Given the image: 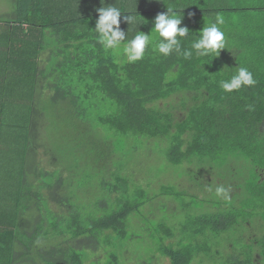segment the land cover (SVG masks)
I'll use <instances>...</instances> for the list:
<instances>
[{"label": "trees", "instance_id": "1", "mask_svg": "<svg viewBox=\"0 0 264 264\" xmlns=\"http://www.w3.org/2000/svg\"><path fill=\"white\" fill-rule=\"evenodd\" d=\"M12 1L0 15V264L264 261V0H102L137 17L120 25L126 41L150 34L167 7L183 15L189 35L180 38L181 53L163 56L148 47L135 63L97 42L101 0ZM217 16L225 49L217 57L185 58L182 52ZM239 67L255 84L226 93L220 81ZM62 104L84 124L73 140L89 146L85 179L101 174L100 184L72 179L51 158L53 170L42 166V121ZM110 133L130 142L162 139L165 160L212 175L211 188L229 176L239 183L217 185L227 200L198 198L207 205L185 221L161 217L178 214L187 193L157 184L130 188L117 174L121 167L115 172L119 155ZM239 157L249 162L241 165L244 178L237 176ZM188 177L202 187L204 175ZM219 237L230 247H220Z\"/></svg>", "mask_w": 264, "mask_h": 264}, {"label": "rangeland", "instance_id": "2", "mask_svg": "<svg viewBox=\"0 0 264 264\" xmlns=\"http://www.w3.org/2000/svg\"><path fill=\"white\" fill-rule=\"evenodd\" d=\"M13 1L12 0H0V15L5 14L12 8ZM67 109V105H60L57 107L50 108V111L45 112V115L42 121V144L44 147L40 149V156L42 157V166L46 169L53 170L55 166L52 165L51 160L57 162L59 161L60 164H64L66 169L70 172L72 179H76V181H86L90 184H100L102 179L100 176L87 178L86 172V159L89 146L84 143L76 144L74 142L73 136L77 134L76 128L78 125L84 126L79 121H72L73 118L69 116V112ZM53 120V121H52ZM52 122V124H51ZM105 131V129L100 128ZM111 136L115 137L116 140L114 141V147L117 150V154L119 155L120 162L116 165L118 160L114 161V166H116L115 172L119 168L120 171L117 174H120L122 177L126 178L130 182V188L142 189L147 188L149 185L157 184L159 188L161 186L165 187H174L179 189V192L187 193V196L182 194L180 199L178 200V204L180 205V212L178 214L173 215L166 211L162 213L163 216L161 217H173L174 220L177 221H185L189 215H192L194 211H198V209L202 208L203 206L207 205L206 203L203 204L198 198H204L211 194L210 197L206 198L214 200V198H218L216 194L214 195L213 192L217 185H222L225 183H231L233 185L238 184V180H230V176L224 178V182L222 180H217V185L213 184L212 188L210 187V182L213 180V176L209 174H205V172H200L198 169L190 171H183L179 170L176 167L170 165L163 156V151L166 147V144L162 142V139H134L131 142L125 138H121L120 136L116 135L115 133H110ZM164 141V140H163ZM46 144V145H45ZM47 147V153H46ZM54 155V158H53ZM51 158V160H50ZM240 166L237 169V176L238 178H244L248 175L246 170H243L242 163H248V160L245 157L236 158ZM80 163L82 167L80 166ZM212 167V166H211ZM185 169V168H182ZM235 169V168H233ZM99 173V172H98ZM200 175H204V178L201 180L202 187L194 185L192 182L187 180V178L194 177L197 179ZM213 175L216 177L217 174L214 172ZM104 177V176H102ZM115 177V176H113ZM178 178H181L178 179ZM156 187V186H155ZM153 185V189L155 188ZM151 188H148V191ZM152 190V189H151ZM235 191L234 187L230 188V192ZM152 192V191H151ZM153 193V192H152ZM197 197V198H196ZM183 203L189 204L187 209H183ZM176 202L170 203V209L178 207ZM170 220L172 222L178 223L177 221ZM170 222V223H172ZM254 232V229H252ZM244 236V242L242 241L240 247L242 249H246L248 247L247 238H252L251 236ZM218 242L223 243L220 244V247L226 246L230 247V241L226 237H219L217 239ZM244 243L246 245H244ZM222 249V248H221ZM218 249L215 248L212 250V253L215 255L218 253ZM219 253H221L219 251ZM255 264H264V261L261 260L259 257H255ZM207 261V260H206ZM163 264H169V260L166 258L162 259ZM135 264V262H133ZM193 264H197L194 263Z\"/></svg>", "mask_w": 264, "mask_h": 264}, {"label": "clouds", "instance_id": "3", "mask_svg": "<svg viewBox=\"0 0 264 264\" xmlns=\"http://www.w3.org/2000/svg\"><path fill=\"white\" fill-rule=\"evenodd\" d=\"M102 4V0H101ZM95 9L98 18L95 20V32L97 42L105 51L112 50L117 55L123 54L125 62L135 63L143 59L145 50L151 47L154 52L163 56L170 55L173 51L181 53V39L189 35V28L181 26L183 15H178L173 7H167L166 12L158 13L154 18V26L150 34L138 32L130 40L126 41L127 32L121 29L123 22L133 24L137 17L131 13L122 12L113 5H104ZM193 14L189 13V18ZM224 23L223 18L217 16L215 23L209 22L207 26L198 32L190 48L182 52L185 58L219 56L220 50L225 49V34L219 27ZM143 24V23H142ZM153 36L156 37L153 40ZM126 41V42H125ZM255 84L252 73L245 67H239L230 79L221 80L220 87L226 93H232L244 86ZM216 196L228 199V191L219 186L215 190Z\"/></svg>", "mask_w": 264, "mask_h": 264}, {"label": "crops", "instance_id": "4", "mask_svg": "<svg viewBox=\"0 0 264 264\" xmlns=\"http://www.w3.org/2000/svg\"><path fill=\"white\" fill-rule=\"evenodd\" d=\"M9 10H11V8Z\"/></svg>", "mask_w": 264, "mask_h": 264}]
</instances>
